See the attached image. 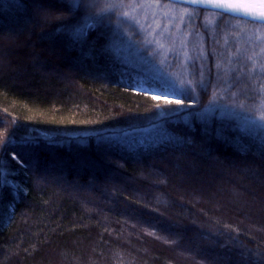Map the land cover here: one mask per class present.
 Segmentation results:
<instances>
[{"label":"trees","instance_id":"trees-1","mask_svg":"<svg viewBox=\"0 0 264 264\" xmlns=\"http://www.w3.org/2000/svg\"><path fill=\"white\" fill-rule=\"evenodd\" d=\"M158 1L202 44L191 108L132 90L109 5L0 0V264H264V130L246 125L264 78L220 46L245 24Z\"/></svg>","mask_w":264,"mask_h":264},{"label":"rangeland","instance_id":"rangeland-1","mask_svg":"<svg viewBox=\"0 0 264 264\" xmlns=\"http://www.w3.org/2000/svg\"><path fill=\"white\" fill-rule=\"evenodd\" d=\"M97 1L103 6L109 5L112 14L119 16L123 22V25H117L120 40H113V44L122 46L123 49L128 47L130 51L124 50L127 55L125 59L130 60L129 63L141 71L139 76L134 75L127 80L133 91L150 97L165 92L172 94L156 99L164 101L180 98L181 91L189 90L192 65L204 59L200 55L203 51L201 41L198 43L193 28L187 26V23L191 24V14L187 8L164 4L161 1L157 3V0H126L122 4H115L114 0ZM207 21L206 19V23ZM126 25L129 27L128 31L134 28L133 35L141 37L139 43L125 33ZM237 25L240 26L241 23ZM237 29L235 26L231 35L222 37V56L225 53L226 57L227 54L229 56L226 49L230 47L235 54L232 57L231 54L228 60L234 63L240 77H248L257 82V78H264V73L260 72V65L256 62L259 56L264 54V30L258 31L256 27L246 25L242 27L243 30ZM226 33L225 31L224 34ZM249 56H252L253 60L250 61ZM255 111L256 117L246 125L252 130H264V121L260 119L261 115H264L261 98L255 106ZM156 134L153 128H149L126 133V136L134 139L132 142L143 144L156 138Z\"/></svg>","mask_w":264,"mask_h":264},{"label":"snow or ice","instance_id":"snow-or-ice-1","mask_svg":"<svg viewBox=\"0 0 264 264\" xmlns=\"http://www.w3.org/2000/svg\"><path fill=\"white\" fill-rule=\"evenodd\" d=\"M63 2L68 6L69 10L72 11L75 8L82 6L84 0H63ZM185 2L192 5H196L199 9H210L213 10V15L217 17H230L232 19L243 21L245 25L252 24L256 26L257 30H264V0H185ZM158 3V0H157ZM166 6V5H165ZM127 15V13H125ZM207 19V18H206ZM239 26V25H237ZM90 25H85L75 34V39L79 40L85 33V30L89 28ZM59 31V29H57ZM243 30V29H241ZM264 53V49H262ZM201 56H204V52H200ZM248 59L253 60L252 56H249ZM260 65V72L264 73V54L259 56V60L256 61ZM220 67L219 65L217 66ZM201 80L200 85L203 86V72L200 73ZM191 83V82H189ZM183 88V84L181 85ZM189 91H194V89H189ZM257 94L261 97V107H264V83L260 85L257 89ZM170 93H160L159 95H153L152 99H159L160 96H169ZM187 93L181 91L179 93L180 98L177 99H165L164 104L171 105L175 104L177 109L182 107H193V104H184V99L186 98ZM157 108L163 107V105H156ZM261 121H264V115L260 117ZM2 135V133H0ZM5 181L0 177V188L5 186Z\"/></svg>","mask_w":264,"mask_h":264},{"label":"water","instance_id":"water-1","mask_svg":"<svg viewBox=\"0 0 264 264\" xmlns=\"http://www.w3.org/2000/svg\"><path fill=\"white\" fill-rule=\"evenodd\" d=\"M170 1L179 2V3L185 4V5L196 6V5H192V4H190V3L185 2V0H170ZM196 7H197V6H196Z\"/></svg>","mask_w":264,"mask_h":264}]
</instances>
